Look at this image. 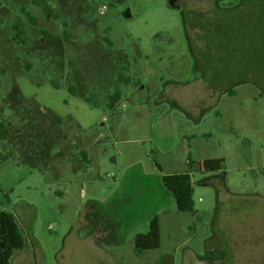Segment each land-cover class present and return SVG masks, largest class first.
<instances>
[{
    "label": "rangeland",
    "instance_id": "obj_1",
    "mask_svg": "<svg viewBox=\"0 0 264 264\" xmlns=\"http://www.w3.org/2000/svg\"><path fill=\"white\" fill-rule=\"evenodd\" d=\"M215 3L0 0V211L24 239L10 264H264V46ZM229 75L253 81L205 98L194 128L192 90ZM216 158L220 173L202 170ZM176 173L192 213L160 181ZM154 216L160 246L137 255Z\"/></svg>",
    "mask_w": 264,
    "mask_h": 264
},
{
    "label": "crops",
    "instance_id": "obj_2",
    "mask_svg": "<svg viewBox=\"0 0 264 264\" xmlns=\"http://www.w3.org/2000/svg\"><path fill=\"white\" fill-rule=\"evenodd\" d=\"M215 1L216 3L214 8V14H215L214 18L216 17L219 21H221L222 19L221 12L225 10L226 6L229 7L230 9H232L234 13H237L236 15L238 16L235 18L234 25L236 27L240 25V28L246 30V32L250 34L249 42L256 43L258 45L261 44L262 46H264V0H215ZM230 21L232 22L231 18ZM224 80H225L224 83L220 84L219 86L216 84L215 85L204 84L192 90V96L198 97L197 100H194L196 102L194 105L196 106V108H198L199 114L194 116H192V114L190 115L188 114L187 120L192 121L193 124L191 125L194 128L200 126V123L206 116V109L204 104L201 106V102H204L205 98H209V97L216 98L217 96L220 100L226 96L233 97L236 95V91H237L236 88L238 86L243 84L244 85L249 84L251 81H253V78L252 76L251 77L247 76L245 79H243V82L242 81L239 82L233 79V76L229 75L226 76ZM257 82L260 86L264 87V76H262L259 80H257ZM186 93H187L186 94L187 97L190 96V91H187ZM200 97H202V100H200ZM113 106L114 105H112L111 107ZM245 141L247 140L245 139ZM65 151L66 149L62 148L61 151L59 152L60 153L59 155L65 156ZM79 155L81 160H79L78 158H75V160H77L76 162L78 163V165L79 164L80 165L76 167L77 169H79L80 167L85 168L86 165H83V163L89 162L88 156L86 152L84 150H81L80 148H79ZM188 162L189 161H187V163ZM162 176L164 175L160 176V181ZM98 202L99 201H95V200L90 201L91 208L94 205L98 206L99 205ZM110 221H111L110 219H104L103 222H107L108 224L102 223V224L94 225L95 229L101 230L102 237L104 240H109L108 236L110 235V232L113 230L112 227L110 226L111 225L109 223ZM12 256L10 260L12 259ZM10 260H9V264H10ZM13 264H32V263L27 260L26 255L22 254L21 256H17L13 260Z\"/></svg>",
    "mask_w": 264,
    "mask_h": 264
},
{
    "label": "trees",
    "instance_id": "obj_3",
    "mask_svg": "<svg viewBox=\"0 0 264 264\" xmlns=\"http://www.w3.org/2000/svg\"><path fill=\"white\" fill-rule=\"evenodd\" d=\"M119 99V94L115 92L109 97V107L114 105ZM8 130L0 121V139H5ZM190 172L198 170L197 164L187 163ZM223 159H207L202 163V170L207 173H218L222 171ZM163 187L172 195L175 206L180 213H192L194 203L192 199L193 189L188 173H176L164 175L161 178ZM134 251L140 255L144 251L154 250L160 246V229L157 216H154L148 225L146 233L136 234L133 238ZM24 246V239L16 223L15 218L10 213L0 211V264H9V260L14 251L21 250Z\"/></svg>",
    "mask_w": 264,
    "mask_h": 264
},
{
    "label": "flooded vegetation",
    "instance_id": "obj_4",
    "mask_svg": "<svg viewBox=\"0 0 264 264\" xmlns=\"http://www.w3.org/2000/svg\"><path fill=\"white\" fill-rule=\"evenodd\" d=\"M172 2L176 1V0H171Z\"/></svg>",
    "mask_w": 264,
    "mask_h": 264
}]
</instances>
